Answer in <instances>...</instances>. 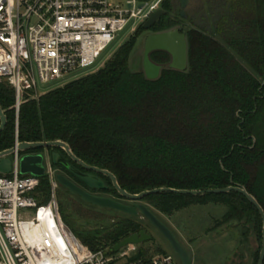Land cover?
<instances>
[{
  "label": "trees",
  "instance_id": "obj_1",
  "mask_svg": "<svg viewBox=\"0 0 264 264\" xmlns=\"http://www.w3.org/2000/svg\"><path fill=\"white\" fill-rule=\"evenodd\" d=\"M158 8L163 14L150 30L181 28L187 43L185 70L166 67L170 56L164 51L150 54L162 66L157 78L147 79L142 70L133 69L130 57L144 31L140 25L97 71L37 99L24 98L16 132L14 92L0 82V107L6 116L0 151L13 147L15 140H60L83 162L111 172L129 193L233 185L243 187L264 210V0H189L186 19L179 16L178 0H162ZM46 151L50 160V151L57 152L59 160L84 170L61 149ZM34 196L39 203L48 200L46 176L39 177ZM142 201L165 215L190 205H223L214 228L235 227L238 244L251 250V264H257L262 221L241 194L167 192ZM105 211L120 217L104 223ZM59 213L91 250L107 247L112 253L114 244L145 230L140 216L85 201L64 208L59 204ZM89 220L95 222L92 227L80 226ZM239 258V264L246 263Z\"/></svg>",
  "mask_w": 264,
  "mask_h": 264
},
{
  "label": "built area",
  "instance_id": "obj_2",
  "mask_svg": "<svg viewBox=\"0 0 264 264\" xmlns=\"http://www.w3.org/2000/svg\"><path fill=\"white\" fill-rule=\"evenodd\" d=\"M155 0H0V82L14 92V124L24 98L37 86L91 69L125 28L155 10ZM143 20V21H144ZM9 155L0 174V264H175L171 253L139 254L129 245L117 252L91 250L63 223L56 196V171L41 154L49 198L34 194L39 177L19 173L22 153Z\"/></svg>",
  "mask_w": 264,
  "mask_h": 264
},
{
  "label": "water",
  "instance_id": "obj_3",
  "mask_svg": "<svg viewBox=\"0 0 264 264\" xmlns=\"http://www.w3.org/2000/svg\"><path fill=\"white\" fill-rule=\"evenodd\" d=\"M189 0H178L179 2V15L181 18L186 19L185 8ZM163 14V10L157 8L150 11L145 20L142 22L141 27L143 30H149L156 21ZM154 51H164L169 54L170 62L166 67L183 71L186 69V54H187V43L184 32L181 31V28L175 27L170 30L163 32L151 33L146 36L143 43V57H142V68L143 73L147 79H155L158 77L162 66L155 64L150 59V54ZM6 125V116L4 115L0 107V131ZM47 148H59L65 152V154L72 160L74 163L82 167L86 171H91L95 173L102 174L108 177L111 181L112 188L118 193V195L128 201L134 202L133 205L122 204L118 201H115L108 197L98 196L91 194L86 190L75 185L72 181L68 180L65 176L61 174L56 175V180L58 184L66 188L67 190L73 192L82 198L85 202L111 210H116L131 216L140 215L141 218L147 220L149 224L154 227L166 240L172 252L179 258L182 264H190L186 250L176 239L172 230L164 224L145 204L138 203L142 201L143 197L147 195H153L157 193H175L180 195H191V196H202L205 194H220L227 193L230 191L237 192L244 196L250 204H252L258 211L261 221V246L259 250L257 264H264V210L258 204L256 199L250 195L243 187L239 186H227L224 188H213L205 190H185V189H174L168 187L154 188L151 190L141 191L139 193H129L122 189L116 177L106 169H102L96 166L88 165L79 158H77L72 151L70 150L67 143L54 140V141H41V142H18L16 149L21 153H24L19 160V173L20 174H31L34 176H43L44 168L42 167V155L41 154H30L27 153L30 150L36 149H47ZM14 151V147L0 151V174H8L11 169V160L9 155ZM59 154L57 152H52L51 161L53 164L57 163ZM70 168V166H68ZM80 180L90 188H102L104 187L102 181L95 180L89 176L80 177ZM152 235L146 230H140L137 233H133L116 244L112 246V251L117 252L122 247H125L130 244H140L143 242L150 241ZM238 253L245 259V264H251L252 262V253L251 250L249 253H246L244 245H240L238 248Z\"/></svg>",
  "mask_w": 264,
  "mask_h": 264
},
{
  "label": "rangeland",
  "instance_id": "obj_4",
  "mask_svg": "<svg viewBox=\"0 0 264 264\" xmlns=\"http://www.w3.org/2000/svg\"><path fill=\"white\" fill-rule=\"evenodd\" d=\"M162 0H155V9L158 8ZM180 16V15H179ZM181 18V17H180ZM144 19L135 20L125 30H123L117 38L107 47V49L101 54L96 64L86 72H83L76 76H69L63 80L57 82H51L44 85L37 86L40 94H44L50 90L56 89L65 85L66 83L75 80L85 74L92 73L101 68L108 58L122 45L129 37H131L136 29L142 24ZM187 27V26H185ZM151 30H144L138 37L136 45L130 57V66L133 69L142 68L143 57V43ZM39 152L45 155V149L30 150L27 153ZM24 154V153H22ZM43 166H47L44 161ZM52 168L55 171L59 168L57 165L52 164ZM92 191H94L92 189ZM56 196L58 205L66 207L69 204L79 203L72 195L60 184H57ZM116 199H120V202L130 204L132 201H128L122 197L112 193ZM138 203L148 205L144 201ZM150 208V207H149ZM152 212L167 226H169L176 234V238L192 253V259L195 264H239L240 258L238 253L239 244L237 242L238 231L233 226H219L214 228L217 220L225 211V207L221 204L207 203L204 205H190L186 208L173 212L171 215L162 214L152 208ZM97 210V209H96ZM97 212H100L97 210ZM103 214L104 223H112L120 217L119 214L105 211ZM144 221V226L148 228L147 232L152 235V239L140 244H130L129 246L137 252H143L144 255H153L157 253H171L172 250L168 248L167 244L161 238L158 231L152 227L147 220ZM93 220L79 222L82 227H92L94 225ZM246 253L249 251L245 248Z\"/></svg>",
  "mask_w": 264,
  "mask_h": 264
},
{
  "label": "flooded vegetation",
  "instance_id": "obj_5",
  "mask_svg": "<svg viewBox=\"0 0 264 264\" xmlns=\"http://www.w3.org/2000/svg\"><path fill=\"white\" fill-rule=\"evenodd\" d=\"M50 153L52 154V151H50ZM57 162H59L60 167L56 170V174H61L63 176H65L68 180L72 181L75 185L79 186L80 188L86 190L87 192L91 193V194H95L98 196H103V197H108L111 198L115 201L120 202V199H116L114 196H112V191L110 186L107 184V181L105 179L106 176L99 174V173H95V172H91V171H84V170H80L76 167H74L71 163L69 162H64L59 160V157L57 159ZM68 166H70V168H68ZM83 176H89L92 177L95 180H100L102 181L104 187L102 188H90L87 187L81 180L80 177ZM66 189V188H65ZM92 189L94 191H92ZM67 190V189H66ZM70 195H72V197L77 200L78 202L84 201L82 198H80L78 195L74 194L73 192L67 190ZM122 203V202H120ZM134 202H131L130 204L127 203H122V204H126V205H133ZM148 206V205H147ZM149 207V206H148ZM140 216V215H137ZM141 218V216H140ZM149 223V222H148ZM164 223V222H163ZM165 224V223H164ZM169 227V226H168ZM170 228V227H169ZM146 231L148 230L147 227L144 228ZM171 229V228H170ZM172 230V229H171ZM173 232V230H172ZM159 233V232H158ZM174 233V232H173ZM160 234V233H159ZM175 237L176 234L174 233ZM161 238L164 240V242L167 244L168 248L169 245L166 242V240L162 237V235L160 234ZM153 238V237H152ZM177 239V238H176ZM178 240V239H177ZM178 242L182 245V247L186 250L190 264H195L194 260L192 259V253L187 249V247H185V245H183L179 240ZM174 256V261L175 264H182L181 261L179 260V258L173 253Z\"/></svg>",
  "mask_w": 264,
  "mask_h": 264
}]
</instances>
